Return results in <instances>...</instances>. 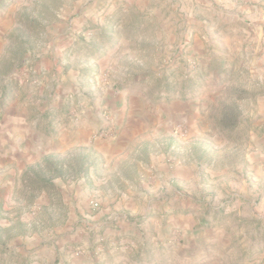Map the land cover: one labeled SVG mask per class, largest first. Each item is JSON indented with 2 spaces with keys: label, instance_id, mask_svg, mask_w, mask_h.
<instances>
[{
  "label": "rangeland",
  "instance_id": "rangeland-1",
  "mask_svg": "<svg viewBox=\"0 0 264 264\" xmlns=\"http://www.w3.org/2000/svg\"><path fill=\"white\" fill-rule=\"evenodd\" d=\"M16 99L41 107V153L0 173V264H264V0H0V109ZM46 156L64 176L32 187Z\"/></svg>",
  "mask_w": 264,
  "mask_h": 264
},
{
  "label": "crops",
  "instance_id": "crops-1",
  "mask_svg": "<svg viewBox=\"0 0 264 264\" xmlns=\"http://www.w3.org/2000/svg\"><path fill=\"white\" fill-rule=\"evenodd\" d=\"M87 12L89 14L93 13V9H89ZM125 101L126 98L123 97L118 106H121ZM26 102L24 99L23 101L16 99L11 106L0 109V173L3 175V180L5 181L8 180L12 173L20 172L29 161L36 159V156L41 153V107H37L38 111L36 114V108L34 107L32 109L29 103ZM103 108L104 105L101 104L94 112L86 115L82 122L84 128L79 130L83 132L81 135L87 133V130L94 133L103 126L106 116ZM128 116L127 125L118 139L117 146H115V150L121 153L130 144L135 142L139 138V135L145 132L149 128L150 123H152V116L143 106L136 109L133 113H129ZM262 141H264V137ZM260 147L263 151L264 142ZM157 166L159 169L162 168L160 164H157ZM155 173L157 172L151 170V174L141 177L140 180L142 182L140 186L144 189L149 188V191L152 192L158 190L160 183L159 177L164 178V176H168V173L163 174L160 171L157 174ZM153 178L155 181L152 183L151 179ZM168 178L180 180V175L173 171L172 174H169ZM169 201L174 202V199H169ZM82 262L77 261V263L73 262V264L88 263V261L87 263Z\"/></svg>",
  "mask_w": 264,
  "mask_h": 264
},
{
  "label": "trees",
  "instance_id": "trees-1",
  "mask_svg": "<svg viewBox=\"0 0 264 264\" xmlns=\"http://www.w3.org/2000/svg\"><path fill=\"white\" fill-rule=\"evenodd\" d=\"M64 170L56 156H46L41 162H37L27 168L24 172V177L32 187L39 186L40 188H56L54 179L62 177Z\"/></svg>",
  "mask_w": 264,
  "mask_h": 264
},
{
  "label": "built area",
  "instance_id": "built-area-1",
  "mask_svg": "<svg viewBox=\"0 0 264 264\" xmlns=\"http://www.w3.org/2000/svg\"><path fill=\"white\" fill-rule=\"evenodd\" d=\"M94 205H97V203H94Z\"/></svg>",
  "mask_w": 264,
  "mask_h": 264
}]
</instances>
